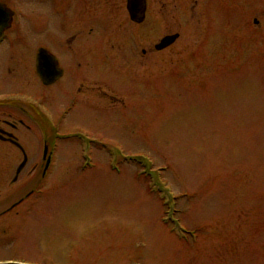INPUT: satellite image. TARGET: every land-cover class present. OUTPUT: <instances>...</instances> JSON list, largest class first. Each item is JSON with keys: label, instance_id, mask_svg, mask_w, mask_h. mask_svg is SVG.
I'll list each match as a JSON object with an SVG mask.
<instances>
[{"label": "rangeland", "instance_id": "374dc122", "mask_svg": "<svg viewBox=\"0 0 264 264\" xmlns=\"http://www.w3.org/2000/svg\"><path fill=\"white\" fill-rule=\"evenodd\" d=\"M191 2L176 0L178 40L143 54L137 74L109 56L108 83L125 103L70 112L66 126L98 143L77 148L74 132H58L69 140L56 141L46 173L58 183L22 240L39 239L63 264H264V0H200L195 12ZM31 12L36 27L40 7ZM19 88L0 70V92ZM26 91L55 100L33 77Z\"/></svg>", "mask_w": 264, "mask_h": 264}, {"label": "flooded vegetation", "instance_id": "af4514ba", "mask_svg": "<svg viewBox=\"0 0 264 264\" xmlns=\"http://www.w3.org/2000/svg\"><path fill=\"white\" fill-rule=\"evenodd\" d=\"M199 1L191 2L192 12ZM175 2L0 0V70L4 77L21 85L16 91L0 92V264H63L62 256L43 251L39 239L26 242L20 238V231L25 234L26 226L30 225L25 222L27 216L36 211L42 198H48L47 184L55 187L58 183L48 180L49 175H46L55 161L56 141L69 140V136L63 137L58 132H74L72 144L77 148L85 142L87 145L98 143L95 137L66 126L65 120L71 111L80 114L94 109L109 115L112 108L117 109L125 103L127 95L118 93L108 83L109 56L120 55L121 68L129 74H137L143 54L170 48L179 35L174 43L163 49L157 50L155 45L164 36L175 34L172 30ZM24 3L28 4V12ZM31 5L40 7L41 21L36 27L29 20ZM255 12L260 13L253 11V15ZM53 13L58 17L55 30L45 25V19ZM252 18V23L257 25V18ZM163 21H167V30H162ZM144 24L148 26L146 31ZM146 36L157 37L156 42L148 41L147 46H143ZM204 39L207 41L209 37ZM40 52L44 53L43 64L59 74L48 84L43 83L37 73ZM32 66L34 75L28 76L27 70ZM31 77L55 95L53 102L46 92L31 94L26 91ZM112 91L117 93L112 94ZM59 100L68 103L62 108L59 105V109ZM31 134H35L37 140L33 153L27 145ZM74 161L79 164L83 159ZM84 162L89 165L92 159Z\"/></svg>", "mask_w": 264, "mask_h": 264}, {"label": "water", "instance_id": "95a60500", "mask_svg": "<svg viewBox=\"0 0 264 264\" xmlns=\"http://www.w3.org/2000/svg\"><path fill=\"white\" fill-rule=\"evenodd\" d=\"M178 37V34H173V35H167L164 36L156 45L155 48L157 50L163 49L169 45H171ZM44 53H39L38 58H37V73L42 80L43 83L48 84L51 83L54 79H56L57 72L52 69V67H47L46 65L43 64L42 58ZM20 168H18L19 170ZM17 170V171H18Z\"/></svg>", "mask_w": 264, "mask_h": 264}]
</instances>
